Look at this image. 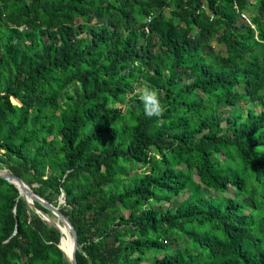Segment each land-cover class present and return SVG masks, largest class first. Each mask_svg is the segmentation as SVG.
<instances>
[{
    "label": "trees",
    "instance_id": "obj_1",
    "mask_svg": "<svg viewBox=\"0 0 264 264\" xmlns=\"http://www.w3.org/2000/svg\"><path fill=\"white\" fill-rule=\"evenodd\" d=\"M0 168L77 264H264V0H0ZM61 235L0 176V264Z\"/></svg>",
    "mask_w": 264,
    "mask_h": 264
},
{
    "label": "water",
    "instance_id": "obj_2",
    "mask_svg": "<svg viewBox=\"0 0 264 264\" xmlns=\"http://www.w3.org/2000/svg\"><path fill=\"white\" fill-rule=\"evenodd\" d=\"M0 176L3 179L7 180L8 182L13 183L19 189L20 194L23 196L26 202L31 207L35 208V210L38 213H40L44 219L48 220L61 232L62 235L60 237L59 247L65 252L71 264H77V260H76V250L78 247L77 232L74 226L72 225L71 221L69 220V218L63 212L60 211L58 206L53 205L45 198L37 194L28 184H26L19 176H17L13 172L5 168H0ZM34 202H38L43 207H45L50 212H52L55 215V219L50 217L44 211L37 208ZM64 228L68 230V234L71 237L72 244H71L70 253H67L64 250V248L61 246L62 240L64 238L63 236Z\"/></svg>",
    "mask_w": 264,
    "mask_h": 264
},
{
    "label": "clouds",
    "instance_id": "obj_3",
    "mask_svg": "<svg viewBox=\"0 0 264 264\" xmlns=\"http://www.w3.org/2000/svg\"><path fill=\"white\" fill-rule=\"evenodd\" d=\"M144 107V115L147 118L160 117L164 112V107L160 101L159 93L156 89L144 86L136 93Z\"/></svg>",
    "mask_w": 264,
    "mask_h": 264
},
{
    "label": "bare ground",
    "instance_id": "obj_4",
    "mask_svg": "<svg viewBox=\"0 0 264 264\" xmlns=\"http://www.w3.org/2000/svg\"><path fill=\"white\" fill-rule=\"evenodd\" d=\"M64 232H63V236H64V238H63V240H62V243H61V246L63 247V244H64V250L67 252V253H70V251H71V244H72V242H71V237H70V235L68 234V230L66 229V228H64V230H63Z\"/></svg>",
    "mask_w": 264,
    "mask_h": 264
},
{
    "label": "rangeland",
    "instance_id": "obj_5",
    "mask_svg": "<svg viewBox=\"0 0 264 264\" xmlns=\"http://www.w3.org/2000/svg\"><path fill=\"white\" fill-rule=\"evenodd\" d=\"M211 42L214 43L213 41H211ZM216 47H217V48H220L221 46H219V45L217 44ZM11 99H12V101H13L14 103H18V104L20 103L18 99H14L13 97H12ZM59 198L61 199V197H59ZM54 219H55V218H54ZM144 264H145V263H144Z\"/></svg>",
    "mask_w": 264,
    "mask_h": 264
}]
</instances>
